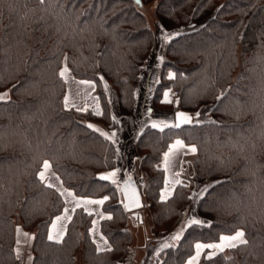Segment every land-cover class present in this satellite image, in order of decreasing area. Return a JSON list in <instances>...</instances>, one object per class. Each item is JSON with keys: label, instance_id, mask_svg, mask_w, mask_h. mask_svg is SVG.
<instances>
[{"label": "trees", "instance_id": "1", "mask_svg": "<svg viewBox=\"0 0 264 264\" xmlns=\"http://www.w3.org/2000/svg\"><path fill=\"white\" fill-rule=\"evenodd\" d=\"M155 11L164 30L187 31L164 48L152 104L176 88L181 111L192 115L210 105L211 120L164 131L149 124L138 135L147 221L171 240L152 264H184L197 242H219L238 229L247 245L211 259L206 249L197 264H264V0H158ZM154 43L135 0H0V94H9L0 101V264H22L18 226L35 237L27 239L28 264H125L133 251L131 218L120 187L99 179L117 169V143L101 135L115 126L104 82L114 88L119 111L130 114ZM65 55L72 77L95 82L100 115L65 109L66 84L58 76ZM168 71L175 79L163 82ZM174 139L197 148L193 173L162 200L159 160ZM44 159L75 196L109 197L100 210L112 218L100 219L99 232L110 251H96L94 213L83 208L72 214L62 243L47 240L65 204L36 178ZM206 184L214 187L193 203ZM193 204L207 224L188 225Z\"/></svg>", "mask_w": 264, "mask_h": 264}, {"label": "rangeland", "instance_id": "2", "mask_svg": "<svg viewBox=\"0 0 264 264\" xmlns=\"http://www.w3.org/2000/svg\"><path fill=\"white\" fill-rule=\"evenodd\" d=\"M158 0H152L150 2H140V4L136 3L137 8L145 15L150 27L154 30L155 33V43L154 47L152 48L149 56L147 57L139 83L136 88V104L130 114H123L119 111L116 94L114 88L107 83L108 89L106 90L110 109H111V116L115 122V126L106 130V133L111 136L112 133H115V142L117 143V154H116V166L119 169L117 174L118 185L115 184L118 188H121L120 181L121 178L126 180L129 176H133L136 178L138 185L140 186L139 190L143 196V203L144 208L140 211L141 215L143 216L142 223H139L130 213L129 216L131 218L129 223V230L133 236V246H132V253L127 258L125 264H152L158 253L164 248L163 245L165 243L170 244L171 240L162 239V235L156 234L153 232L151 224L147 221L145 210L150 205V202L144 196V188H143V173L140 166V158L136 151V141L138 139V135L141 133L143 128L146 125H151L152 121H165L168 123L174 122V112L176 110H180L179 104L177 105L175 101H179V95L176 88H167L162 93V98L157 105L154 103L152 104V97L154 93V89L159 82V72L160 66L162 62L164 48L167 42L170 40H165L164 35L165 33H182L187 31L184 27H181L176 30L166 31L164 30L160 24L158 23L157 16H156V3ZM177 34V35H178ZM176 35H173L175 37ZM168 75L162 79L163 82L169 80V71ZM71 76V74H70ZM72 77V76H71ZM75 81H80L75 79ZM105 83V82H104ZM66 84V91L65 95L69 94L71 99L74 100L77 107L80 108H87V111L91 112V114L98 116L96 114L97 111L101 113V105L99 98L95 94V91L91 89H87L84 85H79L75 83L71 78L69 79L68 83ZM169 92V98L173 101V103H166L164 102V93ZM163 106H161V104ZM75 109L76 108H72ZM210 105L203 106L199 110H197L193 117H195L196 113H200L199 119L202 122L211 120L210 115ZM77 111V110H76ZM84 112V111H79ZM96 127L95 125H93ZM97 128V127H96ZM100 128V127H99ZM102 129V128H100ZM104 129V128H103ZM102 129V130H103ZM112 140V139H111ZM176 139L170 142L168 145L173 143ZM113 141V140H112ZM186 145V144H185ZM191 146V145H190ZM168 150V146L166 150H164L163 154ZM163 154L161 159L159 160V167L163 169L165 179L168 181H174L175 179H180L182 182L185 181L184 177H190L193 173L191 162L195 157L194 154H187V155H178L174 159V167H170L168 171H165L163 166ZM183 161V171L179 177H175L174 173L180 171V163ZM57 176V175H56ZM58 177V176H57ZM58 187L61 191L67 189L64 187L59 180ZM165 184V183H164ZM137 185V186H138ZM175 186V185H174ZM165 186L163 185L162 188ZM173 188L172 184H169V190ZM203 189V188H201ZM200 189V190H201ZM68 191L72 192L71 190L67 189ZM199 190V191H200ZM196 191L194 193H198ZM73 193V192H72ZM75 196V195H74ZM77 197V196H76ZM161 197V194H160ZM65 200V197H63ZM82 198V197H77ZM69 201L71 198H67ZM198 198L193 197V203L196 202ZM74 206L73 203H68L67 207L72 208ZM90 210L93 211L97 219H101L100 215L102 212L100 210L101 205H89ZM103 214V213H102ZM104 215V214H103ZM99 216V217H98ZM192 218L199 219L195 213L194 204L189 212L187 220ZM68 223V222H67ZM93 228V225H92ZM93 236V235H92ZM99 237L96 235L93 236V239ZM19 239L21 241L20 248H21V263L28 264V257H27V248L29 242L27 238L21 233L19 235ZM161 239V240H160ZM97 240V239H96ZM99 242V241H98ZM203 250V252H205ZM212 251L209 249V252ZM201 253V255L203 254ZM208 252V253H209ZM225 253L228 252V249L225 248ZM195 255L194 254L188 259V261ZM200 255V256H201ZM200 258V257H199ZM198 258V260H199ZM198 260L195 262L197 264ZM188 261L186 264H188ZM80 264V261H79Z\"/></svg>", "mask_w": 264, "mask_h": 264}, {"label": "snow or ice", "instance_id": "3", "mask_svg": "<svg viewBox=\"0 0 264 264\" xmlns=\"http://www.w3.org/2000/svg\"><path fill=\"white\" fill-rule=\"evenodd\" d=\"M46 2H50V0H38V3L40 5L46 4ZM137 4H140L141 0H135ZM178 33H165L164 39L169 40L172 38L173 35H177ZM68 56L65 55L64 60L62 61V67L60 71L58 72V76L65 82L68 83L69 79L71 78L75 83L79 85H84L86 86L87 89L95 90V82L94 81H87V80H80V81H75L74 77L70 76V70L68 68ZM169 79H175V74L174 73H169ZM100 81H103L104 78L103 76L99 77ZM13 87H16L14 85ZM104 88L105 90L108 89L107 83H104ZM226 95V92H221L216 99L220 100ZM9 99V94L8 92H5L3 94H0V101L2 102H7ZM164 102L166 103H173V101L169 98V92L164 93ZM175 103L178 105L179 101H175ZM64 107L66 110H70L71 108H76L77 111H87V108H80L77 107L74 100L71 99L69 94H66L64 97L63 101ZM97 115H100L101 113L99 111L96 112ZM200 113L197 112L195 117L188 115L184 112H177L174 118V122L168 123L165 121H152L151 127L154 129H159L160 131H164L165 128H173V129H179L181 128L182 125L185 124H193L195 122L196 124L202 123V121L199 119ZM212 123H217L216 121H211ZM88 128H94L93 125L89 124L87 125ZM96 131H100L99 129H95ZM101 135H104L108 139H112L113 142H115V133H112L111 136H109L108 133L101 132ZM118 151V150H117ZM197 148L194 145H185L184 141L181 139H176L173 143L168 145V150L163 154V166L165 171H168L170 167H174V159L178 155H187V154H194L196 153ZM183 161L180 163V171H177L174 173L175 177H179L182 174L183 171ZM119 172V169H115L113 171H110L108 173L102 174L99 179L103 181H111L112 184H117L118 185V180H117V174ZM36 178L40 181L41 184H43L47 188H53L55 185L53 183V180H59V177L56 176L55 172L52 170V163L44 159L41 163L40 170L36 173ZM183 182L180 179H175L174 181H165V188L161 192V199L165 200L167 199L172 193L169 190V184H172L173 186L176 184H182ZM216 183H219L217 181ZM186 186V185H185ZM214 187L213 184H206L203 189H201L198 193H193V197L199 198L202 196L205 192L209 190V188ZM61 197H65L64 204L65 207H63L62 212L60 215L55 217V220L51 223V227L48 231L47 234V240L50 242L54 243H62L63 238L65 235L66 231V226L63 225V221L68 220L70 221L72 216L71 214H74L77 209L83 208L85 212H87L88 215H93V211L89 209V205H103L106 200L109 199L108 196H105L103 199H89V198H77L74 196V194L67 189H64L61 191L59 188L56 189ZM71 198L69 201L67 198ZM191 198V197H190ZM68 203H73L74 207L69 208L67 207ZM136 207L140 206L139 203V198L137 197L134 201V205ZM125 209H129V204L125 203L124 204ZM71 213V214H70ZM101 219H111L112 217L109 216H104L102 213L99 214ZM93 228H91L90 234H92L94 237L96 235L99 236V241L98 242L95 238L93 239V243L96 244V251L97 252H102L105 250H111L110 246L108 245L107 239L100 234L99 232V227H98V221L93 220ZM188 225H205L208 222L207 221H202L199 219L192 218L188 220ZM17 232V248L15 249L17 259H20L21 256V248L20 244L21 241L19 239V235L22 232V229L18 226L16 228ZM183 232V228L181 229V232L176 233L171 237L173 241H178L180 240L181 233ZM23 235L30 241L32 239H35L34 236H29L28 233H23ZM102 242V243H101ZM249 242L245 238V232L243 230H236L233 234L231 235H220L219 237V242H214V243H200L197 242L194 247H195V255L188 261V264H195V262L198 260L200 257L201 253L205 249H210V251L206 258L211 259L212 256L217 255L219 252H223L225 248H238L241 245H247ZM163 247L167 248L170 247L169 244L165 243ZM31 260V257H29Z\"/></svg>", "mask_w": 264, "mask_h": 264}, {"label": "water", "instance_id": "4", "mask_svg": "<svg viewBox=\"0 0 264 264\" xmlns=\"http://www.w3.org/2000/svg\"><path fill=\"white\" fill-rule=\"evenodd\" d=\"M178 111L184 112L181 110H176L174 112V118ZM184 113L191 115L190 113H187V112H184ZM185 125H189V124H185ZM185 125H182V126H185ZM120 192H121L122 199H123V206L125 203L129 204V209L124 208L125 211L127 213H130L136 220H138L139 223H142V215L140 211L144 208V203H143V198L141 196V192L138 186L136 185V183L133 180L125 181L121 185ZM137 197L139 198V203H140L139 207L133 206L134 201Z\"/></svg>", "mask_w": 264, "mask_h": 264}, {"label": "crops", "instance_id": "5", "mask_svg": "<svg viewBox=\"0 0 264 264\" xmlns=\"http://www.w3.org/2000/svg\"><path fill=\"white\" fill-rule=\"evenodd\" d=\"M128 180H133L135 183H136V185H138V183H137V180H136V178L135 177H133V176H129L128 178H126V180H124V179H122L121 178V180H119L121 183H120V185H122L125 181H128ZM167 179H165V181H166ZM53 183H54V188L55 189H57L56 187H58V181L57 180H53ZM165 183V182H164ZM164 186H165V184H164ZM174 187L175 186H173V188L170 190L171 191V193L173 192V189H174ZM165 188V187H164ZM164 188H162L161 189V192H162V190L164 189ZM142 198H143V196H142ZM64 199V198H63ZM65 207V206H64ZM74 207V206H73ZM101 209V208H100ZM71 214V213H70ZM71 216H72V214H71ZM99 217V216H98ZM55 219H53V221H54ZM94 220H96V221H98V227H99V219H97V216H95V214H94ZM52 221V222H53ZM51 222V223H52ZM67 222H68V220H65V221H63L62 223H63V225H67ZM50 227H51V224H50V226H49V229H50ZM49 231V230H48ZM96 239H97V241H99V237H96ZM100 242V241H99ZM102 243V242H101ZM188 261V260H187ZM186 261V262H187ZM186 262L184 263V264H186Z\"/></svg>", "mask_w": 264, "mask_h": 264}]
</instances>
